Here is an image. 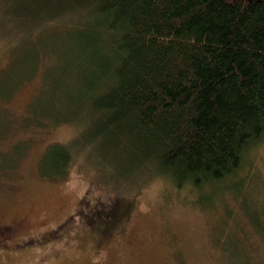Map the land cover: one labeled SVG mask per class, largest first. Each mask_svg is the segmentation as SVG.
I'll list each match as a JSON object with an SVG mask.
<instances>
[{"label":"rangeland","instance_id":"374dc122","mask_svg":"<svg viewBox=\"0 0 264 264\" xmlns=\"http://www.w3.org/2000/svg\"><path fill=\"white\" fill-rule=\"evenodd\" d=\"M74 23L30 29V40L16 21L0 29V225L27 224L0 264H264V137L231 187L152 175L110 190L79 141L89 61ZM55 151L71 156L60 171Z\"/></svg>","mask_w":264,"mask_h":264},{"label":"trees","instance_id":"16d2710c","mask_svg":"<svg viewBox=\"0 0 264 264\" xmlns=\"http://www.w3.org/2000/svg\"><path fill=\"white\" fill-rule=\"evenodd\" d=\"M65 16L83 29L79 141L97 179L231 187L264 137V0H0V29L16 21L24 40ZM69 158L57 152L55 169Z\"/></svg>","mask_w":264,"mask_h":264},{"label":"flooded vegetation","instance_id":"af4514ba","mask_svg":"<svg viewBox=\"0 0 264 264\" xmlns=\"http://www.w3.org/2000/svg\"><path fill=\"white\" fill-rule=\"evenodd\" d=\"M27 227L23 225L22 222H14L11 221L6 224L0 225V251L7 250L8 248H13L11 246H15V249L24 246V244L20 243H12L15 241V237L19 236V233L23 231ZM29 243V242H26Z\"/></svg>","mask_w":264,"mask_h":264}]
</instances>
